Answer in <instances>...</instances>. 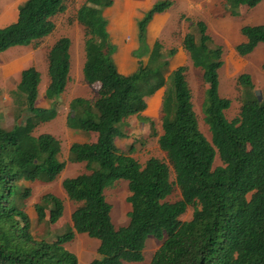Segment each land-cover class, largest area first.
Wrapping results in <instances>:
<instances>
[{"label":"trees","instance_id":"16d2710c","mask_svg":"<svg viewBox=\"0 0 264 264\" xmlns=\"http://www.w3.org/2000/svg\"><path fill=\"white\" fill-rule=\"evenodd\" d=\"M263 1L224 0L223 14L241 16ZM113 6L114 0H85L76 13L84 30V82L98 88L94 101L70 102L66 126L96 139L69 147L67 161L83 164L84 170L61 182L76 207L70 224L57 234L50 228L63 218L64 201L44 195L34 206L35 222L26 213V202L31 184L53 183L66 167L60 142L50 134L36 137L34 131L57 117V101L69 81L70 40L59 39L48 53L44 96L49 108L37 106L41 77L34 67L20 73L11 92L15 125L0 127V264H78L66 248L78 235L99 243L89 264H143L149 237L161 242L149 264H264V103L254 93L251 77L237 78L243 89L241 106L227 120L231 101L219 96L223 49L203 22L188 29L182 45L192 67L202 71L207 140L198 126L186 68L169 70L176 51L164 53L158 41L147 44L148 25L172 1L154 3L137 20L133 56L140 61L129 74H121L114 60L115 45L104 17ZM66 9V0H26L16 20L0 28V55L50 36L54 18ZM240 32L245 41L235 49L239 56L264 44V25H246ZM163 88L158 146L165 159L151 157L142 165L132 157L134 145L124 152L115 141L126 137L120 130L125 121L141 115ZM24 114L25 121L18 123ZM216 156L219 167H214ZM118 181L127 182L130 205L128 224L120 228L112 222V205L105 195ZM174 190L180 199L170 202ZM188 209L193 210L191 219L182 221ZM33 223L45 226L47 236L36 238Z\"/></svg>","mask_w":264,"mask_h":264},{"label":"rangeland","instance_id":"374dc122","mask_svg":"<svg viewBox=\"0 0 264 264\" xmlns=\"http://www.w3.org/2000/svg\"><path fill=\"white\" fill-rule=\"evenodd\" d=\"M26 0H2L0 2V28L13 23L17 18L18 9ZM165 0H114V6L104 12L108 21V32L115 45L116 55L114 60L121 74L132 73L140 59L133 56L138 47L136 35V22L142 17V13L149 9L154 3ZM171 8L166 14L155 17L157 28L147 33V44L149 47L155 41L163 45V52L174 49L177 54L169 60V70L174 71L179 67L186 68V80L192 93L194 111L197 116L198 126L207 140H210L208 127L204 123L202 113V102L204 98V84L202 82V71L194 69L188 54L183 49V38L198 21L207 27V34L214 43L223 49V66L219 75V96L231 101L230 109L225 113L227 120L234 119L241 106L243 89L237 84V78L242 74L249 75L253 84V91L264 103V44H259L254 52L246 57H241L236 52V47L245 41L240 29L246 25H264V1L255 8L241 16L223 14L224 0H170ZM85 0H66L67 9L65 13L54 18L55 29L53 33L35 44L28 47H17L0 55V127L6 130L15 125V105L11 97L19 81L20 73L29 67H34L41 77L37 106L49 108L51 104L45 99L44 92L48 86L47 58L50 49L61 38L66 37L71 42L70 48V74L65 92L57 101V117L52 122L41 125L34 131L37 137L41 134L54 136L61 145V161L66 162V167L59 178L53 183H33L30 185L31 196L26 202V213L35 222L36 215L34 206L47 194H53L64 201V216L50 228L52 234L62 232L66 225L70 224V216L76 205L68 201L61 188V182L65 178H72L84 170L83 164H72L67 161L69 147L74 143H92L96 136L82 131L68 129L66 118L69 113V104L73 99L83 98L94 101L97 97L98 85L88 86L84 82L83 64L84 53V30L76 21V13ZM130 18L134 35L130 34L122 38L121 32L126 35L130 28ZM152 25V24H151ZM150 25V27H151ZM149 27V28H150ZM154 30V29H152ZM121 31V32H120ZM118 56V57H117ZM135 56H137L135 54ZM146 63L147 58L141 59ZM169 71V72H170ZM164 88L158 91L151 100H148L147 110L139 116H133L125 121L120 129L126 135L124 139H117L115 144L121 151L127 152L134 145L132 157L144 165L149 158L165 159V154L158 146V137L162 134L161 129V103ZM27 117L23 115L18 122L22 124ZM146 119V120H144ZM148 119V120H147ZM221 166L216 156L214 167ZM24 183V182H23ZM106 199L112 205V222L116 228L128 224L127 213L130 205L127 203L129 196L126 181H118L106 192ZM180 199L178 190H174L168 198L170 202ZM192 209H188L182 216V221H188L192 216ZM32 227V234L36 238L46 237L45 226L37 224ZM161 242L149 237L144 252L143 264H149L160 247ZM99 243L85 235H78L74 241L66 245L68 251L73 253L78 264H89L96 258Z\"/></svg>","mask_w":264,"mask_h":264},{"label":"crops","instance_id":"0c3cea01","mask_svg":"<svg viewBox=\"0 0 264 264\" xmlns=\"http://www.w3.org/2000/svg\"><path fill=\"white\" fill-rule=\"evenodd\" d=\"M167 13V12H166ZM166 13H164V14H166ZM162 14H160V15H156L155 17H159V16H161ZM155 17L153 18V20L150 22V24L148 25V29L147 30H149V31H155V29L157 28V21L158 20H156L155 22H154V19H155ZM152 24V25H151ZM150 25H151V27H150ZM150 27V28H149ZM152 29H154V30H152ZM108 30V29H107ZM133 33V26H132V23H131V27H130V31H129V33L128 34H126V35H122V38L123 37H125V36H129V37H127V39L128 38H130V34H132ZM132 35H134V34H132ZM136 35H137V27H136ZM112 39V38H111ZM138 43V42H137ZM177 54V53H176ZM118 57V56H117ZM135 58V57H134ZM137 59V58H136ZM151 100V99H150ZM147 108H149V106H147ZM147 110V109H146Z\"/></svg>","mask_w":264,"mask_h":264}]
</instances>
